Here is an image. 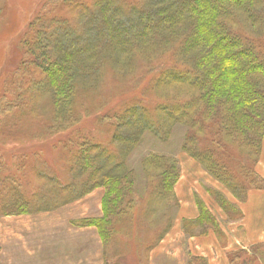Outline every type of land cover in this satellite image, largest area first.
I'll return each mask as SVG.
<instances>
[{
	"label": "trees",
	"instance_id": "obj_1",
	"mask_svg": "<svg viewBox=\"0 0 264 264\" xmlns=\"http://www.w3.org/2000/svg\"><path fill=\"white\" fill-rule=\"evenodd\" d=\"M263 4L42 1L16 46L19 59L0 84V131L30 124L38 113L32 133L67 149L56 158L67 174L57 176L36 157L32 172L40 184L25 191L7 169L0 177V217L50 210L102 188L101 214L71 224L97 230L104 264H130L122 237L130 246L142 241L147 260L176 218L180 151L212 180L200 179L209 203L194 193L197 215L180 220L183 235L224 236L220 223L241 221L238 202L249 190L264 189L256 170L264 137ZM78 93L92 102L84 115L98 131L73 142L66 135L82 121ZM178 128L179 148H172ZM140 150L133 166L131 155ZM227 257L230 264L258 257L264 264V242ZM185 264L208 260L186 246Z\"/></svg>",
	"mask_w": 264,
	"mask_h": 264
},
{
	"label": "crops",
	"instance_id": "obj_2",
	"mask_svg": "<svg viewBox=\"0 0 264 264\" xmlns=\"http://www.w3.org/2000/svg\"><path fill=\"white\" fill-rule=\"evenodd\" d=\"M262 165H264V137L261 156L256 166L257 172L264 178ZM181 166L182 163L180 168ZM195 168L196 175L188 171L192 180H185L183 184L181 179L187 177V174H183L181 168L179 180L175 184L179 203L176 218L171 231L151 251L149 264H185L186 246L193 254L206 257L208 264H230L228 251L249 249L254 244L264 242V189L249 190L247 199L238 202L243 219L226 225L220 223L225 234L221 238L213 231L205 236L187 238L183 235L180 220L194 218L197 215L194 193L196 192L206 201L208 199L206 192L197 188L199 179L210 183L212 181L200 166L196 164ZM179 186L185 189L183 192L182 188L179 190L180 195L177 192ZM102 192V188H95L83 197L57 208L5 218L4 220L11 219L12 222H16V227L10 231L0 232V253L4 257L1 262L3 264H101L102 244L97 230L91 226L76 227L71 224V220L99 216ZM215 208L218 219L223 220L224 215L220 209ZM165 253L174 256L162 258L169 256Z\"/></svg>",
	"mask_w": 264,
	"mask_h": 264
},
{
	"label": "rangeland",
	"instance_id": "obj_3",
	"mask_svg": "<svg viewBox=\"0 0 264 264\" xmlns=\"http://www.w3.org/2000/svg\"><path fill=\"white\" fill-rule=\"evenodd\" d=\"M42 1L44 0H0V84L1 81L8 75L10 68L13 67L15 62L19 59V55L16 52V46L19 44L20 37L25 31L27 23L42 8ZM246 31H249V29H246ZM0 87L2 88V85H0ZM77 96L79 99L82 98L81 103L78 104V108H81L82 111V113H80V118L82 117V121L76 127V131L66 135V138L72 139L73 142H76V136L78 135L87 134L88 132L96 133L98 131L95 128L96 125L94 124V119L91 118V116L84 115V108L88 105H91L92 102H86L83 99L85 94L78 93ZM38 110L41 111L42 114H46L48 112L42 111L40 109ZM38 115L39 114L35 112L32 116H30V124L24 123L20 127L19 125L14 124L17 126V128H13V131H0V164L3 167L0 177L3 178L7 174L6 170L8 169V171H10L8 176L13 178L15 181L17 180V182L21 184L20 188L25 191L31 190L40 184V181L37 179L35 173L32 172V166L35 164V160L37 158L39 160H44L45 167L51 168L57 176L63 178L67 174V171L64 172L62 168V163L56 160L59 151H62L64 154H66L67 149H62L59 146L60 144L52 146L51 143L53 138H48L44 142H40V140H43L46 137L42 139V137H39L38 134L35 135L32 133V131L38 129V121L40 120ZM99 133L102 137L105 136L102 131H99ZM179 137L180 128H178L177 132H175L173 135L172 148H177L178 145L176 146L175 142L179 140ZM33 153H42L44 157H38L37 155L34 156ZM142 154L143 151L140 150L134 152L131 155L130 162L133 164V166L138 163V159ZM175 155L177 156L180 165L182 163L181 168L183 170V174H187V177L184 179L182 178L183 180L180 178L182 184L185 183V180H192V176H189L188 174L190 172L191 174L196 175V163L190 160L183 152L178 151ZM262 166L264 168V165ZM20 169H22V172H20ZM186 169L189 172H186ZM181 188L182 186H179L177 190L179 195V190ZM197 188L199 190H203L200 179L199 183L197 184ZM183 189L184 188H182V192L185 190ZM8 217L10 216L0 217V232L2 233L4 230L10 231L16 227V222H12L11 219L4 220ZM122 240L124 241L123 246L125 247V251L123 250L122 254L126 256L128 263L149 264L150 258L146 260V257L144 256L146 255V253H143L145 244L142 241L139 243H135L137 242L135 241L134 245L130 246L129 244H126V241L123 237ZM165 254L169 256H163L162 258H172L174 256L173 254ZM106 256H108L107 258L109 259L112 257L111 254ZM3 259V254L0 253V264H3ZM259 260L263 261L261 257H258V260L252 264H261ZM101 264H104L103 258Z\"/></svg>",
	"mask_w": 264,
	"mask_h": 264
},
{
	"label": "bare ground",
	"instance_id": "obj_4",
	"mask_svg": "<svg viewBox=\"0 0 264 264\" xmlns=\"http://www.w3.org/2000/svg\"><path fill=\"white\" fill-rule=\"evenodd\" d=\"M188 170L186 169V172H187ZM214 184H215V186H218V184L216 183V182H214Z\"/></svg>",
	"mask_w": 264,
	"mask_h": 264
}]
</instances>
